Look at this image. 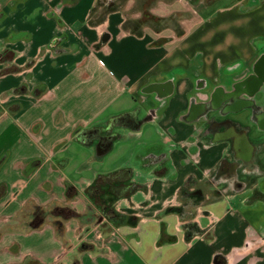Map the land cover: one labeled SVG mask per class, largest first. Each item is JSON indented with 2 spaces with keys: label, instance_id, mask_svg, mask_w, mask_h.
I'll use <instances>...</instances> for the list:
<instances>
[{
  "label": "crops",
  "instance_id": "0c3cea01",
  "mask_svg": "<svg viewBox=\"0 0 264 264\" xmlns=\"http://www.w3.org/2000/svg\"><path fill=\"white\" fill-rule=\"evenodd\" d=\"M212 1L130 14V0H0V264H264V166L244 154L264 142V92L247 87L264 58V0ZM152 108L101 157L76 139ZM123 167L138 186L108 195L120 220L70 218L60 238L31 215L98 210L86 186Z\"/></svg>",
  "mask_w": 264,
  "mask_h": 264
},
{
  "label": "trees",
  "instance_id": "16d2710c",
  "mask_svg": "<svg viewBox=\"0 0 264 264\" xmlns=\"http://www.w3.org/2000/svg\"><path fill=\"white\" fill-rule=\"evenodd\" d=\"M17 69V66L11 63L7 71H15ZM137 113V110H127L107 118L102 123L92 124L85 128L83 133L77 134L76 139L85 145L95 147L97 157H101L108 152L112 147L113 142L119 138L120 133L117 131L118 128L139 129L142 126L144 120L138 119L134 121V119H137ZM131 172L132 168L129 167L118 168L106 173L97 174L95 178L89 182L85 188V192L87 197L97 206L98 210L89 204L88 210L85 213L80 214L69 205L55 204L47 207L35 206L31 215L35 220L41 219L42 221L48 216L51 217L56 235L60 238H63L64 235L63 223L70 218H78L79 220L90 219V223L95 225L98 223L105 225L108 220H120L122 215L109 203L108 195L111 193L119 195L121 190L120 181L126 183ZM137 186L138 185L134 182H127L126 188L131 192ZM4 192L5 191L0 186V197ZM73 194H77L75 186L71 183H67V197H70ZM31 227L33 226L31 225ZM81 245L82 247L87 246L85 242H82Z\"/></svg>",
  "mask_w": 264,
  "mask_h": 264
},
{
  "label": "flooded vegetation",
  "instance_id": "af4514ba",
  "mask_svg": "<svg viewBox=\"0 0 264 264\" xmlns=\"http://www.w3.org/2000/svg\"><path fill=\"white\" fill-rule=\"evenodd\" d=\"M242 85H244V83ZM247 87L251 88V89L252 88H258L264 92V58H261L258 61L255 72L252 73L249 77V85ZM155 113H156L155 108H152L147 112V114L145 113L144 115H140V114L137 115V117H136L137 119H134V121H136L138 119L139 120H147L150 117H152L153 115H155ZM256 120L258 121L259 126H264V109L256 114ZM262 139H263V137L260 136V138L258 140H262ZM254 143L252 145H250V147L248 149H244V154L248 155L249 158L251 156L253 157V152L255 150L256 155L259 156V165L262 168V166H264V142L258 141V142H254ZM261 153H263L261 156L262 158H260ZM162 155L164 156V154H162ZM157 160H158V158H157ZM157 160H154V161H157ZM161 160L162 159L160 158L157 162H161ZM259 169H260V167H259ZM197 189L198 190H196V192L198 191L200 193V191H201L200 187L199 188L197 187ZM200 199L204 200L203 197L202 198L200 197V198H197L196 201L197 200L199 201Z\"/></svg>",
  "mask_w": 264,
  "mask_h": 264
},
{
  "label": "rangeland",
  "instance_id": "374dc122",
  "mask_svg": "<svg viewBox=\"0 0 264 264\" xmlns=\"http://www.w3.org/2000/svg\"><path fill=\"white\" fill-rule=\"evenodd\" d=\"M116 1V2H115ZM129 0H97L96 3V9H99L101 7V10L105 9L109 5V2H113L112 4L117 7L119 6H124L127 4ZM131 5H130V14L134 13L136 11H139L140 13L144 11V13H149V9H157L161 10L163 9L164 5L160 3L162 0H130ZM168 1V0H164ZM212 1V0H211ZM115 2V3H114ZM226 0H214L211 2V4L208 6V10H213L215 7L218 5H222L225 3ZM198 2H195V6L197 5Z\"/></svg>",
  "mask_w": 264,
  "mask_h": 264
},
{
  "label": "water",
  "instance_id": "95a60500",
  "mask_svg": "<svg viewBox=\"0 0 264 264\" xmlns=\"http://www.w3.org/2000/svg\"><path fill=\"white\" fill-rule=\"evenodd\" d=\"M251 95H252V94H250V96H251ZM156 116H157V115L155 114V115L152 117V119H151V120H152V121H154V120H155V118H156Z\"/></svg>",
  "mask_w": 264,
  "mask_h": 264
}]
</instances>
